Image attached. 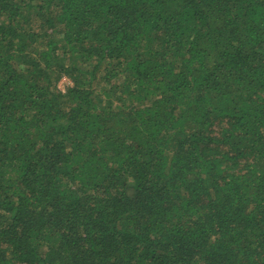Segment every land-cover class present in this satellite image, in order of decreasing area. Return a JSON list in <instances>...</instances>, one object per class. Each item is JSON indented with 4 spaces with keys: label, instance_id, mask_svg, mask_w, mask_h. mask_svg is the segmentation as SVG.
<instances>
[{
    "label": "trees",
    "instance_id": "1",
    "mask_svg": "<svg viewBox=\"0 0 264 264\" xmlns=\"http://www.w3.org/2000/svg\"><path fill=\"white\" fill-rule=\"evenodd\" d=\"M0 264H264V0H0Z\"/></svg>",
    "mask_w": 264,
    "mask_h": 264
},
{
    "label": "rangeland",
    "instance_id": "2",
    "mask_svg": "<svg viewBox=\"0 0 264 264\" xmlns=\"http://www.w3.org/2000/svg\"><path fill=\"white\" fill-rule=\"evenodd\" d=\"M67 81V82H66ZM72 85L71 81L65 77L61 78L60 81L57 83L56 88L59 91V88L64 89L66 91V87H70ZM61 93H64L60 91Z\"/></svg>",
    "mask_w": 264,
    "mask_h": 264
},
{
    "label": "built area",
    "instance_id": "3",
    "mask_svg": "<svg viewBox=\"0 0 264 264\" xmlns=\"http://www.w3.org/2000/svg\"><path fill=\"white\" fill-rule=\"evenodd\" d=\"M67 82V81H66ZM59 91H62V92H64V89H61V88H59Z\"/></svg>",
    "mask_w": 264,
    "mask_h": 264
}]
</instances>
